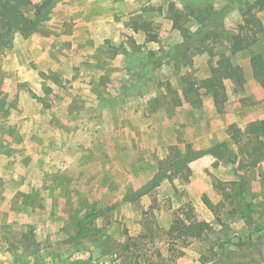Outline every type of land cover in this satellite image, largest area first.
Masks as SVG:
<instances>
[{
  "label": "rangeland",
  "instance_id": "1",
  "mask_svg": "<svg viewBox=\"0 0 264 264\" xmlns=\"http://www.w3.org/2000/svg\"><path fill=\"white\" fill-rule=\"evenodd\" d=\"M255 2L55 0L2 48L0 264H264V159L242 169L204 156L128 202L187 146L238 152V126L215 127L213 88L230 80L223 59L253 77L250 56L264 55V10L253 45L231 52ZM87 211L96 233L69 258ZM175 218L213 231L183 246Z\"/></svg>",
  "mask_w": 264,
  "mask_h": 264
},
{
  "label": "trees",
  "instance_id": "2",
  "mask_svg": "<svg viewBox=\"0 0 264 264\" xmlns=\"http://www.w3.org/2000/svg\"><path fill=\"white\" fill-rule=\"evenodd\" d=\"M31 1L0 0V52L3 47L13 42L17 34L25 35L26 30L37 26L55 7V0H42V2L33 5L29 9L28 5ZM255 10L259 12L264 10V0H256L253 4L245 3L242 9L244 26L232 42V54L250 48L257 35L263 31V24L254 14ZM181 31L184 32V30ZM184 35L186 36V34ZM249 64L252 76L264 82V55L260 52L252 53ZM220 72L226 75L236 86H242L246 83L243 69L234 65L231 57L222 60ZM230 129L231 139L238 149L237 153L232 151L226 142L217 143L206 150L199 151H193L190 146H187L186 153L177 152L163 171L156 173L142 188L130 194L128 202H135L140 197L149 194L158 188L163 181L172 182L183 176L187 164L204 156H212L218 162L224 161L231 165L238 163V166L242 169L256 167L264 159V120L247 132H243L236 126H231ZM203 201L211 211L217 210L218 205L213 204L208 198L204 197ZM94 221L95 215L91 211L75 218V232L69 240L73 245L72 250L69 251V258L70 256H78V246L83 238L91 237L96 233L93 228ZM173 225L183 246H187L192 240L204 241L213 231V228L207 222L186 223L180 218H175ZM107 253L113 254L111 252ZM59 263L61 262L56 264Z\"/></svg>",
  "mask_w": 264,
  "mask_h": 264
},
{
  "label": "crops",
  "instance_id": "3",
  "mask_svg": "<svg viewBox=\"0 0 264 264\" xmlns=\"http://www.w3.org/2000/svg\"><path fill=\"white\" fill-rule=\"evenodd\" d=\"M245 79L246 83L242 86H236L222 77L216 80L213 89L222 93L220 112L214 122L216 128L223 129L235 124L244 129L264 120V87L253 77L246 75Z\"/></svg>",
  "mask_w": 264,
  "mask_h": 264
}]
</instances>
